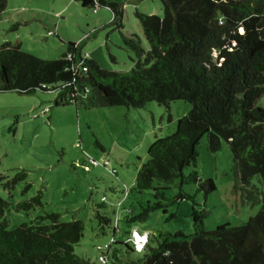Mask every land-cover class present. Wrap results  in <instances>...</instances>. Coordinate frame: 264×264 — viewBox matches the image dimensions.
Returning <instances> with one entry per match:
<instances>
[{"label": "trees", "instance_id": "obj_1", "mask_svg": "<svg viewBox=\"0 0 264 264\" xmlns=\"http://www.w3.org/2000/svg\"><path fill=\"white\" fill-rule=\"evenodd\" d=\"M77 1L85 7L107 6L111 21L121 30L120 0ZM160 2L162 16L134 11L147 47L134 33H121L124 46L134 54L128 70L100 68L81 55L80 42H68L56 59H41L20 50L17 43L3 42L0 91L55 90L53 105L83 101L87 93L90 104L138 108L151 100L166 106L177 99L190 103L172 133L155 137L147 145L146 160L136 169L130 190L154 191V201L142 207L139 218L145 219L152 209L164 211L165 187L153 185L154 179L180 176V184L189 180L182 168L194 164L196 144L203 135L210 151L220 147L221 139L228 143L241 184L247 186L252 176H260L261 205L244 222L221 223L213 229L203 227L193 207L191 234L160 233L151 246L148 233L144 248L137 252L141 256L132 264H264V106L257 104L264 93V0ZM5 6L6 0H0V13ZM79 60L85 62L87 71L85 76L74 77L71 66ZM189 176L195 179L196 173ZM25 177L26 171L18 170L3 185L12 187ZM205 183L208 189L214 188L211 179ZM175 197L181 198L182 192ZM6 204L0 196V218ZM40 204L38 191L16 202L14 208L28 211ZM95 216L102 228L109 223L103 215ZM81 234L79 220L62 221L56 212L38 214L11 229L1 220L0 264H88L73 250ZM127 237L122 241L110 237L103 250L104 264L119 260L116 244L134 251Z\"/></svg>", "mask_w": 264, "mask_h": 264}, {"label": "rangeland", "instance_id": "obj_2", "mask_svg": "<svg viewBox=\"0 0 264 264\" xmlns=\"http://www.w3.org/2000/svg\"><path fill=\"white\" fill-rule=\"evenodd\" d=\"M120 1L121 30L111 21L107 6L85 7L77 0H6L0 13V43H17L20 50L38 58L56 59L68 42H80L81 55L100 68L128 70L134 54L124 46L121 33H134L147 47L134 11L162 16V5L160 0ZM88 95L83 101L53 105L55 90L0 91V196L7 201L0 221L6 229L47 212L58 213L62 221L79 220L82 234L74 253L88 264H100L97 247L111 236L122 241L133 230L148 232L154 246L160 233L191 234L193 207L205 229L226 222L240 224L257 212L260 176H252L247 186L241 184L228 143L221 139L220 147L210 151L203 135L196 144L194 164L182 168L189 180L180 184V176L154 179L153 185L165 187L164 211L152 209L140 219L142 207L154 201V191L130 190L136 169L146 160L147 145L172 133L177 118L191 105L181 99L167 106L151 100L138 108L90 104ZM257 104L264 106V96ZM21 169L26 171L25 179L12 187L3 185ZM193 171L195 179L189 176ZM206 179H211L213 189H208ZM38 191L40 205L15 210L16 202ZM180 191L182 197L176 198ZM96 213L108 219L103 228ZM116 246L119 260L113 258L112 264H132L141 256Z\"/></svg>", "mask_w": 264, "mask_h": 264}, {"label": "built area", "instance_id": "obj_3", "mask_svg": "<svg viewBox=\"0 0 264 264\" xmlns=\"http://www.w3.org/2000/svg\"><path fill=\"white\" fill-rule=\"evenodd\" d=\"M87 58L88 56H83ZM89 58V57H88ZM72 70V75L74 77H82L85 76L86 71H87V65L83 60H79L76 63H74L71 66ZM44 86V85H42ZM75 88V87H74ZM48 110V108H45L43 111ZM148 239V232H144L142 234L138 233L136 230H133L131 233H129L127 240H129L132 244V248L136 252H141L142 249L144 248L146 242ZM107 246V244L100 245L97 247L99 250V254L97 256V260L100 264L106 263V256L103 253L104 248Z\"/></svg>", "mask_w": 264, "mask_h": 264}, {"label": "crops", "instance_id": "obj_4", "mask_svg": "<svg viewBox=\"0 0 264 264\" xmlns=\"http://www.w3.org/2000/svg\"><path fill=\"white\" fill-rule=\"evenodd\" d=\"M261 96H264V93H263ZM261 96H260V97H261Z\"/></svg>", "mask_w": 264, "mask_h": 264}]
</instances>
